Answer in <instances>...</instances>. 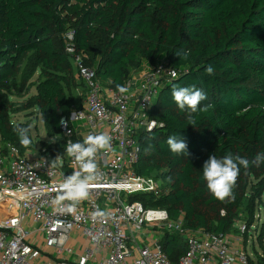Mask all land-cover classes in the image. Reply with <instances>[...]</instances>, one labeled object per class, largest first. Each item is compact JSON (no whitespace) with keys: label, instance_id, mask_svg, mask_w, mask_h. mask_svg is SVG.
<instances>
[{"label":"trees","instance_id":"obj_1","mask_svg":"<svg viewBox=\"0 0 264 264\" xmlns=\"http://www.w3.org/2000/svg\"><path fill=\"white\" fill-rule=\"evenodd\" d=\"M69 30L76 49L86 54V63L104 86L117 90L134 71L161 61L179 71L160 91L152 112L159 126L141 133L142 153L135 165L137 174L162 181L164 192L158 197L141 193L134 199L166 209L171 219L183 217L189 230L239 234L236 224L243 222L241 238L247 250L251 228L264 206V162L248 169L241 166L231 202H221L209 192L202 168L210 155L231 153L251 161L264 153V0H0L4 151L9 144L22 153L37 146L31 130V144L23 146L16 129L28 125L11 120V112L19 109L10 96L21 63L31 55L24 79L40 71L32 106L38 107L47 135L63 153L61 119L71 116L81 100L66 92L74 67L66 51ZM177 51L188 52V58L180 59ZM208 65L214 67L213 75L206 74ZM174 85L203 90L207 99L201 107L213 106L194 114L195 126L188 125L187 112L172 99ZM171 135L184 139L188 156L170 151ZM159 242L172 262L188 251L180 232L166 230ZM248 256L250 264H264V252Z\"/></svg>","mask_w":264,"mask_h":264},{"label":"built area","instance_id":"obj_2","mask_svg":"<svg viewBox=\"0 0 264 264\" xmlns=\"http://www.w3.org/2000/svg\"><path fill=\"white\" fill-rule=\"evenodd\" d=\"M65 36L81 80V100L71 116L61 119L63 153L53 138L25 153L16 145L9 144L6 151L0 145V264H250L245 247L229 234L186 229L183 217L171 219L166 209L134 199L164 192L162 181L137 174L135 165L142 153L141 133L159 126L152 112L160 91L179 71L167 61L144 66L126 80L128 91L120 93L102 85L86 54L76 49L74 32ZM99 133L111 136V147L97 152L89 195L69 212L70 201L56 203L64 179L79 170L66 153L67 142ZM154 222L157 234L151 229ZM239 229L241 238L246 225ZM166 230L187 240L188 251L178 262L159 242ZM140 234L152 239L142 244Z\"/></svg>","mask_w":264,"mask_h":264},{"label":"clouds","instance_id":"obj_3","mask_svg":"<svg viewBox=\"0 0 264 264\" xmlns=\"http://www.w3.org/2000/svg\"><path fill=\"white\" fill-rule=\"evenodd\" d=\"M180 59H187L188 52L177 51L175 53ZM207 75H213L215 69L212 65H208L205 69ZM117 90L120 93H126L128 88L117 85ZM171 97L181 111L187 112L188 125L195 126L197 121L195 118L198 112H207L213 107L210 104H205L201 107L203 101L207 99L203 90L197 89L194 86H179L174 85L171 88ZM30 127H18L16 129L20 143L23 146L31 144L29 136ZM111 136L105 133L88 135L83 142L68 141L66 145V153L72 157L79 165V170L64 179L60 188V194L56 203L59 204L65 200L70 201L67 205V211L71 212L75 208V204L84 200L89 195V188L92 186V181L96 179L97 163L95 156L100 150H108L111 147ZM167 144L170 151L174 155H182L188 153V146L183 138H177L175 135L169 136ZM264 162V153H258L253 160H248L240 156H233L231 153L225 154L222 158H217L215 155H210L203 164V179L206 181L209 192L221 202L235 199L234 188L240 174L241 166L248 169L251 165L257 167ZM103 215V213H98Z\"/></svg>","mask_w":264,"mask_h":264},{"label":"rangeland","instance_id":"obj_4","mask_svg":"<svg viewBox=\"0 0 264 264\" xmlns=\"http://www.w3.org/2000/svg\"><path fill=\"white\" fill-rule=\"evenodd\" d=\"M31 55H29L20 65L16 83L17 87L13 89L14 95L10 96L11 99L17 104V108L19 109L17 112H11V120L12 122L17 124H25L30 127L32 135L37 142V147L42 145L43 141L51 142L52 139L47 135L46 129L44 127L42 117L39 113L37 106H32L31 98L36 95L37 88L36 83L39 81L40 71H36L33 77L29 80H25L23 73L26 64L28 63ZM75 69V67H73ZM72 68V76H71V84L66 87V92L69 96H72L73 99L79 103L81 98L80 90H81V80L77 77L76 71ZM83 98V97H82ZM1 145V144H0ZM203 204V202H201ZM157 223H152V226L155 228H151L154 231V234H157ZM244 225L243 222H238L236 227H240ZM250 234L253 235V238L247 243V252L252 256L257 251L259 254L264 252V206L259 211V220L255 223V225L251 228ZM232 236V242L239 245L241 248H244L243 239L237 237L238 231L233 230L229 234ZM263 237V238H262ZM263 241H262V239ZM152 239L151 234H147L142 236L138 235V241L143 243H147ZM253 257V256H252ZM94 264V263H93Z\"/></svg>","mask_w":264,"mask_h":264}]
</instances>
